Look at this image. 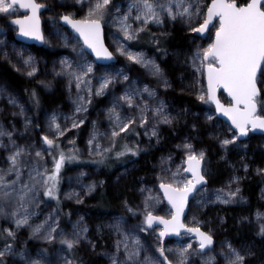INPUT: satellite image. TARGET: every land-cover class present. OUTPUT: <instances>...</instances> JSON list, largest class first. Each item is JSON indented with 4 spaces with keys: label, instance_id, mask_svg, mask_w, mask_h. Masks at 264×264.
<instances>
[{
    "label": "rangeland",
    "instance_id": "1",
    "mask_svg": "<svg viewBox=\"0 0 264 264\" xmlns=\"http://www.w3.org/2000/svg\"><path fill=\"white\" fill-rule=\"evenodd\" d=\"M37 2L45 7L42 47L17 41L18 29L11 21L24 16L19 9L16 17L11 19L0 15V64H7L31 87L29 90L16 89L0 78V130L10 131L12 140L32 153L22 157L26 166L21 183L28 181L32 165H37L41 172L45 169L49 174L55 172L53 157L58 159L61 149L66 159L58 173L59 200L44 195V189L40 188L36 193L38 206L29 209L36 213L30 224H40L46 219L49 224L56 222V232L53 233L56 239L41 238L46 234L43 231L33 236L28 226L17 229L14 218L0 216V235L6 240L0 241V251L6 242L11 243L13 249L3 257L6 264H32L33 261L64 264L65 257L73 264H112L113 254L118 256L117 264H121L127 253L123 245L117 253V243L125 239V234L130 247L136 238L141 241L140 260L158 256V245L172 250L166 254L173 259V252L191 244L189 251L192 254L187 264H206V261L213 264L209 257L214 258V264H225L223 253L228 252L227 245L231 244L245 254L244 264L250 259L264 264V233L260 230L264 225V135L250 132L245 139L239 138V134L218 117L207 95L204 101L199 99L201 89L206 91L207 78L206 71L198 72L193 67V55L197 47H207L214 40V29L203 38L190 31L184 18L178 16L173 20L164 14L163 23L149 22L138 33L137 39L128 40L115 18L126 14L134 0H111L109 14L102 25L106 44L118 61L100 65L87 53L81 40L61 24L60 18L65 14L83 18L89 4H94L95 0H84L83 4L77 0ZM210 3L211 0H201L205 12ZM238 3L243 2L238 0ZM135 15L137 11L133 9L130 22L133 28H138L142 22L132 19ZM201 22L202 17L193 21V26ZM173 30L183 33L187 37L186 43L183 48L167 51L164 59H160L155 51L138 47L147 43L142 39L147 35L152 38V43H157ZM121 48L123 51L118 50ZM129 53L142 57L143 62L130 59ZM29 58L30 62L26 63ZM69 64L71 68L67 67ZM88 64L93 70L83 76L84 83L77 87L71 73L82 75ZM157 66L158 72L155 70ZM104 78H109L111 83L98 95ZM145 88L154 94L149 95ZM33 90L43 97V108L38 115L28 104V99L34 98ZM126 93L133 95L132 106L123 99ZM178 95L193 98L201 107L194 108L181 101ZM220 101L226 106L233 103L224 93L220 94ZM161 103L170 123H164L155 113ZM78 106L85 110L77 112ZM145 106L147 123L140 124L141 108ZM113 107L122 118H137L127 132L116 138L111 137L114 122L109 120V110ZM259 114L264 115V111ZM53 116L61 129H66L64 135L58 136L55 128H50ZM73 120H83V123L73 128ZM153 128L156 135H152ZM94 132L98 133L95 139ZM46 135L55 140L50 150L43 140ZM234 136L233 143L222 144L223 139H233ZM0 140L6 145L0 147V169L6 170L10 165L8 156L14 149L7 136L0 137ZM89 140H92L91 144ZM186 144H191L197 155L203 152L201 161L206 184L191 200L183 224L186 228L199 227L212 236V245L204 250L199 249V239L192 233L163 238L160 237L162 226L148 227L144 223L148 211L167 220L175 215L167 205L160 185H176L192 178L185 171L189 152L184 147ZM125 146L134 149L135 154L126 152ZM36 151L42 153V158L35 156ZM118 152L124 154L118 156ZM71 156L76 158H67ZM106 160L110 161L111 168L121 165L111 176L105 175V167H102ZM219 167L224 172L220 178ZM7 179H15V174H10ZM252 180H259L261 184L257 187L251 209L245 184ZM106 187L117 193L118 212L110 215L94 213L96 197ZM121 188L127 190L121 192ZM229 192H236V195L229 196ZM6 210L11 211L12 205L6 206ZM231 219L238 226L253 225V235L235 242L229 227ZM84 228L87 229L86 239L82 238L73 249L60 242L62 235L71 238L73 232ZM4 229H11L15 238L7 237Z\"/></svg>",
    "mask_w": 264,
    "mask_h": 264
},
{
    "label": "snow or ice",
    "instance_id": "2",
    "mask_svg": "<svg viewBox=\"0 0 264 264\" xmlns=\"http://www.w3.org/2000/svg\"><path fill=\"white\" fill-rule=\"evenodd\" d=\"M84 0H77V3L83 4ZM111 0H95V3L89 4L86 16L80 19L74 18L72 14L62 15L60 18L70 25L76 33L83 39V43L88 48L95 52L97 57L111 58L112 53L105 47L103 42V25L102 21L105 16L109 14L108 6ZM43 7L37 0H0V15L8 18L16 17L18 9H25L30 14L23 17H16L12 19V23L19 26V32L25 37L35 38L43 41L45 39L41 31L40 9ZM137 11V15L132 19L141 21L142 24L138 28H133L130 22L132 10ZM115 11L119 13V8ZM167 14L171 19L175 20L178 16L184 18L190 25V31L197 33H206L209 26L212 25L214 29V40L208 44L207 47H197L193 55V67L198 72L206 71L207 88L206 91L201 89L199 99L205 100L207 95L208 101L214 102L217 111L228 117L235 129L239 130L241 136L247 135L251 129H264V115H260V111H264V0H244L243 3H238V0H211L210 6H206V12L201 7V0H134L129 5L126 14L119 15L115 18L118 21V27L123 32L128 40L138 38V33L144 30V25L149 22L157 24L163 23V15ZM202 17V22L193 26V21ZM114 21V22H115ZM213 21H216L213 24ZM123 51V49H118ZM129 58L140 63L143 58L129 53ZM29 58L26 63L30 62ZM71 68V65H67ZM91 64H88L83 74L73 75L77 82V87L84 83L83 76L92 72ZM158 72V66L155 68ZM31 75V73H29ZM124 79H127L125 76ZM111 83L109 78H104L100 84V88L96 94H102L103 90ZM223 88L232 98L233 103L225 106L217 97L218 89ZM91 92V88H88ZM145 92L149 95L154 93L145 88ZM79 99H83L80 97ZM124 101L132 106L133 95L126 93L123 97ZM90 102V101H89ZM82 106L76 108L77 112L83 111ZM145 108H141V115L139 117L140 124L147 123V116L145 115ZM155 113L164 123H170V119L163 111V104L155 109ZM209 119L212 117L209 116ZM67 119V117H65ZM133 116L121 117L116 108L109 110V120L113 121L111 130V137H119L120 133L127 132L130 125L136 123ZM83 120H73L71 127H79ZM55 128V134L58 136L64 135L66 129H61L60 125L56 123V117L53 116L50 122V128ZM98 133L93 134L95 139ZM152 135H156V130L153 128ZM7 136L11 141L13 151L9 154V167L0 169V216L14 218L16 228L28 226L31 229L32 235L36 236L42 231L46 234L41 238L52 241L56 239L53 233L56 232V224L53 221L48 223L47 219L40 224H30L29 221L36 213L30 211L33 205L38 206L36 193L40 188L44 189V195L59 200L58 196V173L63 165L66 157L63 150H60L58 159L54 156L55 172L49 174L47 169L43 172L39 170L37 165H32L28 173V181L21 183L23 175V168L26 166L22 160L23 156L31 155L26 147L18 146L15 140H12V133L6 130H0V137ZM233 139L225 138L222 144L229 145L234 142ZM44 142L49 146V150L55 145V140L49 136L43 137ZM92 143V140H89ZM0 147H6L2 140H0ZM58 147V146H57ZM189 150L187 155L188 167L185 171L192 174L191 179L177 182L176 185L172 183H161L160 187L164 189V194L168 201L176 209L175 215L171 220H167L162 216H154L151 211L146 212L144 223L151 227L154 222L158 221L164 225L160 231V237H164L169 232H174L179 235L181 228H186L180 217L187 204L188 196L196 188L197 184L204 182L205 177L201 174V160L203 152L197 155L192 151V145H184ZM126 152H133L135 150L125 146ZM102 154V153H101ZM124 152H118L117 155H123ZM36 157L42 158L40 151L35 152ZM68 159H75V156L67 157ZM14 173L15 179L8 180L7 177ZM178 174V173H177ZM239 189H236L238 192ZM236 192H229V196H235ZM219 198V197H218ZM151 199V197H149ZM225 203L228 201L225 200ZM147 204V201L145 202ZM12 205V210L7 211L6 206ZM259 215V214H258ZM47 225V227H45ZM146 230V229H145ZM261 233H264V225H261ZM7 237L15 238V233L11 229H4ZM87 229H79L68 236H61V243L66 245L68 249H73L78 245L82 238L86 239L85 233ZM187 232L195 233L199 239V249L204 250L212 245L213 238L210 234L202 231L199 227L187 228ZM5 237V239H7ZM127 234L123 241L117 243V253L121 245H123L126 258L121 264H187L192 245L188 244L185 248H181L173 252V259L169 258L163 245L157 246L158 256H147L143 260L138 259L141 250V241L136 238L135 244L129 246ZM228 252L223 253L225 264H244L245 254H242L238 249L231 244L227 245ZM12 244L5 243L3 250L0 251V264H6L3 257L12 252ZM194 251V250H193ZM112 264H117L118 256L113 254L111 256ZM209 261L214 264V258L209 257ZM32 264H40V261H33ZM64 264H73L72 260L65 257ZM206 264H209L206 261Z\"/></svg>",
    "mask_w": 264,
    "mask_h": 264
},
{
    "label": "trees",
    "instance_id": "3",
    "mask_svg": "<svg viewBox=\"0 0 264 264\" xmlns=\"http://www.w3.org/2000/svg\"><path fill=\"white\" fill-rule=\"evenodd\" d=\"M241 2H244V0H241ZM146 38H142L143 41L147 43L139 44L138 47L142 49H147L150 51H155L160 59H164V55L167 51L176 48H183L186 43L187 37L181 33L178 30H173L170 35H167L165 37H162L160 41L157 43H152V38L150 36H145ZM166 61V60H165ZM167 63V62H166ZM0 78L4 80L6 83H8L9 86L16 88V89H22L27 88L28 90L31 89L29 87V84L25 82L23 78H21L19 75H17L7 64H0ZM33 97L31 99H28V104L31 108V110L38 115L40 113V110L43 108V97L39 95L36 90H33ZM181 101H186L190 105H192L194 108H200L201 105L193 100V98L188 97L186 95H178L177 96ZM129 160V159H128ZM121 165L116 164L113 165V168L110 166V161H105V163L102 164V167H105V175L111 176L118 168H120ZM223 168H218V177H222L223 174ZM260 181L259 180H252L250 182H246L245 184V192L247 196L250 199L251 202V209L252 205L255 201L256 197V190L259 186ZM127 188H121V192H125ZM130 196L132 194L130 193ZM97 204L93 208L94 213L99 214H115L118 212V197L117 193L112 191L110 188L106 187L103 189V191L100 192V194L96 197ZM230 229L233 231V238L235 242H239L242 238H250L253 235V225H244L238 226L237 222L234 219L230 220L229 223ZM1 239L0 241L4 242L6 240L3 239V236L0 235ZM247 264H257V262L254 259H250Z\"/></svg>",
    "mask_w": 264,
    "mask_h": 264
},
{
    "label": "water",
    "instance_id": "4",
    "mask_svg": "<svg viewBox=\"0 0 264 264\" xmlns=\"http://www.w3.org/2000/svg\"><path fill=\"white\" fill-rule=\"evenodd\" d=\"M209 6H210V5H209ZM19 10L21 11V13H22L23 15L30 14V13H29L27 10H25V9H19ZM44 11H45V7L43 6V7L40 9V20H41V31H42V32H43L42 14L44 13ZM215 23H216V21H213V24H215ZM11 24H12L14 27H16V28L18 29V33H17V35H16V39H17L18 42L23 43V44H25V45L36 46V47H42V46L44 45V40L41 41V40H37V39H35V38L25 37V36H23L22 34H20V32H19V26H18V25H15L14 23H12V21H11ZM61 24H62L65 28L69 29V31H70L71 33H73L77 38H79V39L81 40V42H82V44L84 45V47H85L87 53H89V54L94 58V60H95L98 64H100V65H110V64H112V63H117V61H118L117 58L113 55V53L111 52V50L109 49V47H108L107 44H106L104 28H103V42H104L105 47H106V48L112 53V57H111V58H101V57H97L96 54H95V52H93L92 49L88 48L87 45H85V44L83 43V39H82V37H80L79 34L76 33L75 30H73V29L71 28L70 25L66 24L65 21H63L62 19H61ZM212 28H213L212 25H210V26H209V29H208V31H207L206 33H203V34L198 33V35L204 38V37H206L207 34L211 31ZM206 78H207V75H206ZM221 93H224V94L227 96V98L230 99V100L232 101V98L228 95V93L226 92V90H224L223 88L218 89V91H217V97H218L219 100H220V94H221ZM209 102H210V101H209ZM220 102H221V101H220ZM232 102H233V101H232ZM210 103H211L212 105H214V107L216 108V105H215L214 102H210ZM221 103H222V102H221ZM222 104H223V103H222ZM224 105H225V104H224ZM225 106H226V105H225ZM216 111H217V109H216ZM217 115H218L219 118H221L222 120H224L225 122H227V123L233 128V130H234L236 133L239 134V130H238V129H235V126L231 124V121L229 120L228 117L224 116V115H223L221 112H219V111H217ZM250 132H251V133H255V134H262V135H264V129H259V128H257V129H251V130L247 133V135H245V136H241V135L239 134V138H241V139H245V138L249 135ZM187 167H188V165H187ZM200 171H201V174L203 175V162H202V161H201ZM188 173L192 176V174H191L190 172H188ZM205 184H206V180H204V182H201L200 184H197L195 190L189 194V196H188V200H187V204H186V206H185V208H184V210H183V213H182V215H181V217H180V220H181L182 223H183L185 217H186L187 214H188V211H189V205H190L191 200L193 199V197L195 196V194L197 193V191H198L199 189H201ZM160 189H161V192H162V194H163V196H164V198H165V200H166V202H167V205H168V206L174 211V214H175L176 209L173 208L172 204L168 201L167 196L164 194V189H163V188H160ZM155 225H160V226H162V227L164 228V225L160 224L158 221L154 222L152 226H155ZM185 233H189V232H187V228H181L180 231H179V235H177V234L174 233V232H169V233H168L167 235H165L163 238L179 237V236H181V235H183V234H185ZM192 234H193V236L196 237L195 233H192ZM196 238H197V237H196Z\"/></svg>",
    "mask_w": 264,
    "mask_h": 264
}]
</instances>
